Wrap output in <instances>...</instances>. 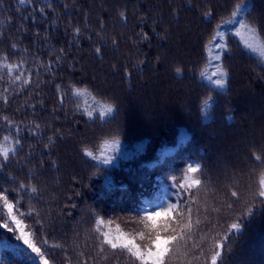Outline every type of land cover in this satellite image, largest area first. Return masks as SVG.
Returning a JSON list of instances; mask_svg holds the SVG:
<instances>
[{"label":"trees","instance_id":"trees-1","mask_svg":"<svg viewBox=\"0 0 264 264\" xmlns=\"http://www.w3.org/2000/svg\"><path fill=\"white\" fill-rule=\"evenodd\" d=\"M245 41L264 45V0H0V64L20 65L0 67V140H19L0 157V191L49 264H140L101 233L143 248L145 217L170 205L156 218L177 235L165 264H211L218 241L217 264H264V205L245 210L264 172V57ZM220 65L224 88L207 78ZM186 174L200 184L182 187ZM5 222L0 264H32L0 200Z\"/></svg>","mask_w":264,"mask_h":264},{"label":"snow or ice","instance_id":"snow-or-ice-1","mask_svg":"<svg viewBox=\"0 0 264 264\" xmlns=\"http://www.w3.org/2000/svg\"><path fill=\"white\" fill-rule=\"evenodd\" d=\"M23 2H24V0H21V3H23ZM242 7L243 6L241 4L236 5L235 9L232 12V19H230L228 21L229 23L236 22L234 18L242 10ZM41 11H43V9H41ZM123 15L124 14L121 13V16H123ZM239 23H240L241 28L246 29L248 32L255 34V32H256L255 28L250 27L244 21H240ZM75 31H76V33H79L80 29L76 28ZM237 35H240V33L237 32ZM218 37L222 39V34L219 33V31L217 30L216 35L212 37L213 46L218 47V48L227 47L226 44L221 45L218 42V40H217ZM245 44L247 47L251 48L253 51H259L260 55L262 57H264V45H260L259 47H257L255 44L249 43L248 41H245ZM13 47H15V45ZM96 52L99 53L100 49L97 48ZM216 59L219 60L220 56L217 55ZM0 67L6 68L9 75H11L15 69H18L20 67V65L3 63V64H0ZM175 71L177 74L181 73V69L179 67H177L175 69ZM201 75L204 77H207L206 72H202ZM213 75L216 76L215 79H211V77H207L210 80V82L212 84H214L216 88H224L225 84H226V77L228 74L226 71H224L222 65L218 66V72L213 73ZM23 76H24V73L20 72L18 75H16L14 77V80L20 81ZM22 82L27 83L28 80L24 79ZM81 92H82V90H80V89L74 90V93L77 95L81 94ZM212 101H213V98L208 97L202 102V111H205L206 114H207V110L209 108H211V106H212ZM105 108H106V112L112 111L111 105H106ZM88 115L91 116L92 113L88 112ZM100 115L104 116L105 112L101 111ZM4 120L7 121L9 124L12 123L8 117H4ZM36 127L38 128L39 125H37ZM108 143H109L108 141H103L101 143V145L99 146L100 149L103 150L105 145H107ZM113 143L118 144V141H114ZM15 144H19L18 139L14 140L11 136H4L3 140H0V157H3V159L5 161H7L10 153L11 154L15 153ZM83 152H84V155L91 157L93 159H99L100 158V157L95 156L93 151L89 148H84ZM256 159L260 160L261 158H260V156H256ZM103 163H105V164L111 163V158L105 157L103 159ZM198 168H199V165H197L195 167L189 166L188 173H195L198 170ZM185 180L188 182L186 185H182V187H193L195 185L200 184L199 179L189 180L187 174L185 176ZM21 187H24V185H21ZM31 191L35 192L36 188L32 187ZM237 195H238L237 192H232L233 197H237ZM257 198H259V203L264 205V172L261 173V176L259 179V187H258L257 191L253 193L252 200L245 202V210H246L247 215H253L254 214L253 209L255 207V201ZM0 200H3V202H4V208L7 209L8 218L11 221V224L14 225L15 229L19 232L17 239L22 240L23 243L27 246V248L30 249L31 252L36 255V257H38V264H49V260L45 257V254L42 251V249L40 247H38L37 244L33 241V239L31 238V234L29 232L25 231L26 225L24 224L23 220L18 218L17 215L13 214V204L11 202H9L7 196L4 195V193L2 191H0ZM229 207H231V206L229 205ZM174 208H175V205H170L168 209H165L162 212H151L145 217V220L150 224L151 230L154 232V236H152L151 242L149 245L142 248L139 244L135 243V240L133 238H129L128 236H126L125 234H122V233H120L116 236H113V235H111L110 231L101 233V235L103 236L102 244L110 245L111 248H113V249H116L119 247L121 249L126 250L132 257L135 258V260H138L140 262V264H165V255L169 251L167 244L169 241L176 240L177 235H171V236H166V237L162 238L161 234H160L161 230L159 228H157L156 218L160 217L162 215L164 217H170L171 210ZM20 215H23V213H21ZM103 223H104V221L102 219H97V221H96L97 231L100 230L99 226ZM0 227L7 228L9 231L13 230V228L10 227L8 222L0 224ZM190 227H191L190 223L183 225V228H190ZM229 227H230V229H234V230L239 231L241 224L239 222H233ZM167 228H168V226H167V224H165L163 227V230L167 231ZM117 231H118V229H117ZM173 231L175 232V229H173ZM140 238L141 239L144 238L143 233H140ZM227 238H228L227 236L223 237V239H227ZM222 248H223L222 242H220V241L216 242L214 254H212V256H211V264H217V260L221 256L220 249H222ZM101 251H103V248H101Z\"/></svg>","mask_w":264,"mask_h":264},{"label":"rangeland","instance_id":"rangeland-1","mask_svg":"<svg viewBox=\"0 0 264 264\" xmlns=\"http://www.w3.org/2000/svg\"><path fill=\"white\" fill-rule=\"evenodd\" d=\"M6 213H7V209H6ZM7 216H8V214H7ZM9 219V218H8ZM14 226V225H13ZM14 228H15V226H14ZM16 230V229H15ZM16 232H17V234L19 235V232L16 230ZM21 243H22V245L24 246V247H27L24 243H23V241L21 240ZM32 264H38V257H36V255L34 254L33 255V262H32Z\"/></svg>","mask_w":264,"mask_h":264}]
</instances>
